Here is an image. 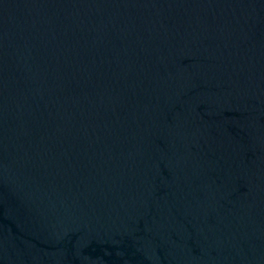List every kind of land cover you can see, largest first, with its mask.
<instances>
[{"label":"water","instance_id":"water-1","mask_svg":"<svg viewBox=\"0 0 264 264\" xmlns=\"http://www.w3.org/2000/svg\"><path fill=\"white\" fill-rule=\"evenodd\" d=\"M0 264H264V0H0Z\"/></svg>","mask_w":264,"mask_h":264}]
</instances>
